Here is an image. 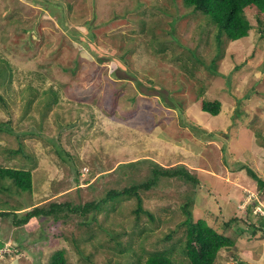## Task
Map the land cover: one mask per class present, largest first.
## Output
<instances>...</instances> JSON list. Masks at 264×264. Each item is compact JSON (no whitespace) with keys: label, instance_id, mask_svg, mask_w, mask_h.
<instances>
[{"label":"rangeland","instance_id":"1","mask_svg":"<svg viewBox=\"0 0 264 264\" xmlns=\"http://www.w3.org/2000/svg\"><path fill=\"white\" fill-rule=\"evenodd\" d=\"M246 15L248 35L222 39L217 52L209 18L182 0H0V57L10 74L0 86V127L10 128L0 130V165L32 173L30 190L0 179V210L19 209L16 216L0 214V233L21 246L0 264H50L61 248L68 264H144L156 251L186 264L184 228L177 223L195 188L193 219L204 218L235 241L234 251L219 250L214 264H264V238L250 233L257 218L246 213L264 205V187L258 191L242 167L264 179V35L255 12ZM189 50L204 63L196 62L193 76ZM212 59L217 73L206 69ZM196 87H203L202 97L221 101L217 116L200 110ZM50 88L56 102L43 110ZM42 114L40 133L28 132ZM57 137L80 169L77 183L72 165L53 151ZM135 159L142 160L133 168L119 164ZM109 161V169L84 181L89 162ZM153 162L183 164L195 180L173 176L138 188L149 214L134 211L131 195L106 202L90 226L73 213L59 223L12 221L36 203L97 198L115 178L120 186L144 181ZM222 220H229L225 229Z\"/></svg>","mask_w":264,"mask_h":264},{"label":"trees","instance_id":"2","mask_svg":"<svg viewBox=\"0 0 264 264\" xmlns=\"http://www.w3.org/2000/svg\"><path fill=\"white\" fill-rule=\"evenodd\" d=\"M182 3L185 7L189 8L191 11L194 12H201L203 15L205 14L211 24L215 27V40H216V46H217V52L220 51L219 44L221 43L222 39L234 41L240 38H243L248 35V32L251 28V22L249 18L246 15V10H250L255 12L257 15L258 23L261 26V35H264V20H262L261 16H264V0H182ZM71 8V5H68V9ZM162 49V47H161ZM189 55L191 58H193V62L188 58L189 60V75L193 76L192 69L196 66V62L203 63L201 58L198 57L193 53V51L189 50ZM187 57V56H186ZM185 61V60H184ZM181 64L182 67L186 68V62L185 61ZM204 64V63H203ZM181 67V66H180ZM206 67V66H205ZM209 69L213 73H217L216 65L214 62V59L209 61L207 63L206 69ZM264 68V63H263ZM139 73V72H138ZM140 74V73H139ZM5 76H10L8 68H6V63L3 58L0 57V86H3V79ZM192 78V77H190ZM9 79V77L7 78ZM192 83L196 85L194 80ZM199 80V79H198ZM140 82L144 84H148V86H154V82L151 81L150 78H141ZM157 84V83H156ZM197 88V87H196ZM45 92V91H44ZM48 100L43 103L42 109L43 110H49L51 105L56 102V91L52 88L48 90ZM203 93V87L197 88L196 97L194 100L199 105V108L202 112L208 113L213 116H217L221 111V101L217 98L214 99H207L205 97H202ZM252 93V89H248L246 95L249 96ZM35 95L34 91L32 90L31 93H29V96L27 97V102L29 103L32 99V96ZM0 102H2V105H5V100L3 97V94L0 92ZM44 114L41 115V118L36 124H34V128L37 127V129H28L27 131L33 134L40 133V129L43 128L42 124V117ZM4 125V124H3ZM6 130H9L8 125H4ZM70 126V122L64 123V126L60 127L62 129H67ZM5 128L0 127V130H5ZM5 130V131H6ZM262 140L264 141V138L262 137ZM53 151L54 153L63 161L66 165L71 164L73 169V179L77 183L78 176H80V169L76 167L74 164H72V154L67 151L62 145L60 137L56 138V140H53ZM18 151L20 149H17ZM16 152V150H13ZM139 160L142 159H135L130 160L125 163H119L122 164L120 166L125 169V166L130 168H133L136 166V162H140ZM88 164V163H86ZM91 166V170L88 171V176L84 178L85 182H88L90 179V176H94L95 174H98L105 169H109L111 165L113 164L112 161L109 162H99L94 163L92 165L89 162ZM88 164V165H89ZM125 164V165H123ZM70 165V167H71ZM119 166V167H120ZM118 167V168H119ZM246 168V172L248 174H252L254 180L257 182V188L258 191H261V188L264 187V179L259 177L250 167L248 166H242ZM117 167H114L116 169ZM118 168L116 170H118ZM149 175L144 181H141L139 183H133L130 185H122L120 186V179L115 178L113 183L110 187H107L104 192L100 193L101 195L97 198L85 201L82 204H74L71 201H63L60 203L57 202H51L48 203L42 202V203H36L31 205L29 209L24 210V214L21 217H14L12 219L13 223H26L30 219L38 218V217H44L48 220H53L55 223H59L58 221L61 219H65L66 216L70 213H73L80 218L88 219V221H81V225L90 226V220L93 221L96 219V214L100 209L103 207V205L110 201L117 198H120L121 196H131L134 195L136 198V207L134 211L140 212L144 211L147 214V210H143L142 203H141V197L138 193V188H145L148 189L151 184L157 183L160 180H164L166 177H173V176H182L186 179H192L195 180V177L192 176L186 169V167L181 164L176 167V165L170 166H163L159 163H152V166H149ZM119 171V170H118ZM125 171H123V174ZM8 178L11 182V184L18 190H30L32 187V173L30 170L27 169H20V168H14V167H6L0 165V179ZM4 189H8V187H5ZM103 191V188L101 189ZM195 190L191 189L187 195V201L183 202L181 205L182 212L184 214V218L177 223L178 228L183 227L184 228V245L182 251L186 255L187 263L186 264H214L217 259V255L219 253V250L227 249L234 251L233 248H235V241L225 235L223 232L218 231L214 226L207 223V221L204 218H196L193 219V216L191 215L190 211V203L193 202L194 198L190 197V192H192L193 196H195ZM260 193V192H259ZM262 197L264 198V194L262 193ZM250 207H248V210L246 209L247 214H251ZM249 212V213H248ZM12 214L16 216L19 213V209L14 208L11 211L8 210H0V214ZM89 214L91 216L89 217ZM252 216L254 214H251ZM254 217L257 218V225L253 223V219L250 220V233L252 235H255L254 237L258 238H264V216L262 215H254ZM222 226L223 228H227L229 226V220H222ZM83 230V229H81ZM80 230V231H81ZM239 232H242L243 229H239ZM111 234V232H108ZM258 234V235H256ZM59 235V234H58ZM5 235L0 233V248L4 247L7 242L10 243L11 247H15V252L12 253H5V256H10L15 253L21 252V246L17 242H13L7 238L4 237ZM75 244L77 245V240L74 239ZM233 249V250H232ZM233 258H237L235 253L232 252ZM239 264H249L246 261H240ZM50 264H68L67 259L65 256V249L61 248L56 250L50 259ZM144 264H175L173 260L171 259L170 255L168 254V251H156L150 253L147 258L144 261Z\"/></svg>","mask_w":264,"mask_h":264},{"label":"built area","instance_id":"3","mask_svg":"<svg viewBox=\"0 0 264 264\" xmlns=\"http://www.w3.org/2000/svg\"><path fill=\"white\" fill-rule=\"evenodd\" d=\"M250 194L252 196H254V193L250 192ZM250 195V196H251ZM249 196V198H250ZM256 196V194H255ZM253 209V210H252ZM251 211H253V214H258V215H262L264 216V205H262L261 202H259L258 204H256L253 208V206L251 207ZM12 247L10 246V243L7 242L6 245L4 247H1L0 248V259L4 258L5 257V253H11V252H14L12 249Z\"/></svg>","mask_w":264,"mask_h":264},{"label":"crops","instance_id":"4","mask_svg":"<svg viewBox=\"0 0 264 264\" xmlns=\"http://www.w3.org/2000/svg\"><path fill=\"white\" fill-rule=\"evenodd\" d=\"M239 196V195H238Z\"/></svg>","mask_w":264,"mask_h":264}]
</instances>
